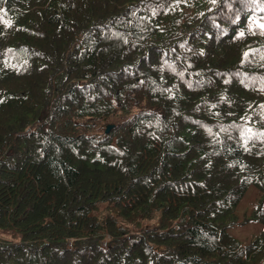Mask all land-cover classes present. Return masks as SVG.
Segmentation results:
<instances>
[{"label":"trees","instance_id":"16d2710c","mask_svg":"<svg viewBox=\"0 0 264 264\" xmlns=\"http://www.w3.org/2000/svg\"><path fill=\"white\" fill-rule=\"evenodd\" d=\"M260 24L264 0H0V264H264Z\"/></svg>","mask_w":264,"mask_h":264},{"label":"rangeland","instance_id":"374dc122","mask_svg":"<svg viewBox=\"0 0 264 264\" xmlns=\"http://www.w3.org/2000/svg\"><path fill=\"white\" fill-rule=\"evenodd\" d=\"M113 121L114 119H107L105 125L112 123ZM259 195L258 188L254 184H250L235 210L238 222L234 223L229 228V231L242 242H249L262 229V224L255 218L251 217L252 209L255 206ZM246 217L250 218L246 220Z\"/></svg>","mask_w":264,"mask_h":264},{"label":"water","instance_id":"95a60500","mask_svg":"<svg viewBox=\"0 0 264 264\" xmlns=\"http://www.w3.org/2000/svg\"><path fill=\"white\" fill-rule=\"evenodd\" d=\"M112 126V123H108L107 125H106V131H108L109 130V128Z\"/></svg>","mask_w":264,"mask_h":264},{"label":"snow or ice","instance_id":"6c2138e0","mask_svg":"<svg viewBox=\"0 0 264 264\" xmlns=\"http://www.w3.org/2000/svg\"><path fill=\"white\" fill-rule=\"evenodd\" d=\"M214 2H215V0H214ZM259 27L264 28V24H260Z\"/></svg>","mask_w":264,"mask_h":264}]
</instances>
